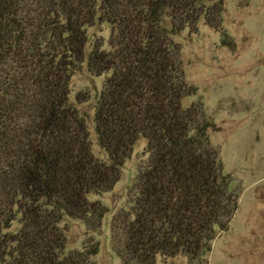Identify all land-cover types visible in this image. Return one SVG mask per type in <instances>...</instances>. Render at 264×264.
Wrapping results in <instances>:
<instances>
[{"label":"trees","instance_id":"16d2710c","mask_svg":"<svg viewBox=\"0 0 264 264\" xmlns=\"http://www.w3.org/2000/svg\"><path fill=\"white\" fill-rule=\"evenodd\" d=\"M223 0H0V264H94L95 245L66 248L62 219L98 230L134 143L143 158L130 200L110 220L121 264L202 260L238 208L212 117L184 74L180 31L222 28ZM106 31V35L90 30ZM101 77L91 124L70 76Z\"/></svg>","mask_w":264,"mask_h":264},{"label":"rangeland","instance_id":"374dc122","mask_svg":"<svg viewBox=\"0 0 264 264\" xmlns=\"http://www.w3.org/2000/svg\"><path fill=\"white\" fill-rule=\"evenodd\" d=\"M222 28L232 37L233 49L222 45L219 33L202 23L195 33L186 29L174 36L185 78L196 87L184 104L202 100L213 120L210 141L218 148L231 186L240 190L228 228L217 232L205 257L192 264H264V0H223ZM90 33L106 35L104 28ZM101 79L85 69L70 76V96L88 95L79 107L88 120L92 150L99 156L103 154L91 124V107ZM144 145L143 138L134 143L111 190L90 197L107 208L98 230H87L80 220L62 219L67 249L95 245L90 256L94 264H121L112 248L109 225L111 217L129 203V187ZM155 264L188 261L176 255L157 257Z\"/></svg>","mask_w":264,"mask_h":264}]
</instances>
